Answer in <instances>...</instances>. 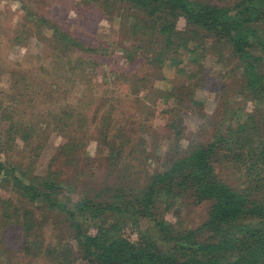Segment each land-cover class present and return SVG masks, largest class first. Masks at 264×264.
<instances>
[{
    "label": "trees",
    "instance_id": "1",
    "mask_svg": "<svg viewBox=\"0 0 264 264\" xmlns=\"http://www.w3.org/2000/svg\"><path fill=\"white\" fill-rule=\"evenodd\" d=\"M50 3L44 12L20 0L23 22L8 34L0 24V83L8 78L7 88L0 86V187L10 193L0 196V245L4 232H13L24 254L53 264L77 257L87 264H264V0H80L72 18ZM97 15L118 19L119 32L132 38L119 42L126 66L115 64L104 76L107 85L125 84L119 95L93 92L113 43L98 39ZM25 34L45 39L38 40L42 52L11 62L7 51L23 45ZM190 43L193 62L198 47L202 55L215 48L216 63L234 65L212 81L217 106L207 116L209 137L175 146L166 168L150 169L156 151L145 138L148 121L183 101L174 85L155 81L166 79L164 67L185 72L191 60L178 55ZM141 64L153 70L138 75ZM196 72L184 82L192 113L202 109L193 95L207 79ZM52 134L62 141L45 173L33 176L28 166ZM90 140L99 156L86 153ZM201 203L206 214L194 227L166 217ZM48 225L54 235L44 243Z\"/></svg>",
    "mask_w": 264,
    "mask_h": 264
},
{
    "label": "rangeland",
    "instance_id": "2",
    "mask_svg": "<svg viewBox=\"0 0 264 264\" xmlns=\"http://www.w3.org/2000/svg\"><path fill=\"white\" fill-rule=\"evenodd\" d=\"M40 0H24L28 9H32L34 11H49L47 5L50 3L51 8L58 11V7L65 8L67 11V17H74L75 13L73 11L72 4L79 2L80 0H44L47 4L38 3ZM225 4H232L234 0H219ZM71 7V8H70ZM25 10V9H24ZM24 10L20 7V0H0V24L4 28L5 33H11V31L15 28V25H18L20 22H23L24 18ZM97 23H96V31L97 37L99 40L107 41V43H112L111 47H109V56L106 57V60L110 59L109 66H102L97 72L96 75L93 76L94 82V94L96 97H99L103 91L108 90L107 96H112L114 94H118L117 92L125 91V84H106L104 76H108L111 70H114L115 64L117 67L126 66L127 61L121 55V46H119V42L124 45L131 44L132 38L128 35L119 32L118 27V19H108V18H99L97 15ZM184 26V21L180 19L178 21L177 27L182 29ZM40 38V37H39ZM38 40L37 36L32 34H25V43L23 45H15L12 46L7 51V58L11 62H19L26 53L31 55H38L42 52V45ZM203 42L204 40H199ZM206 41V40H205ZM211 42V40H210ZM213 43V42H212ZM193 43H190L188 49L181 50L178 56L183 62L190 61V65L185 67V72L178 70V67H164V75L166 79L156 80L155 87L168 89L171 85H174L179 93L182 94L183 101L180 105H170L164 108V113L160 112V110H156L154 115L149 119L148 124L150 125V130L152 134L147 135L145 138L147 143L149 142L150 148H155V154L152 158L149 159V168L150 169H163L168 166V163L174 159V148L175 146H179L180 150H183L190 144H194L196 142H204L212 132V128L207 126V116H210L216 106L217 103L215 101L216 92L211 89L212 81L214 82L216 78L220 77L222 72L225 71L227 74L229 67L234 65V61L227 62L228 68L224 66L221 67V64L216 63V57L213 54L215 48L208 49V53L202 55L204 50L201 47H198V57L200 59L196 62H193L195 58V54L192 51L195 49L193 47ZM209 45H207L208 47ZM207 47H204L206 49ZM200 54V55H199ZM226 55V52H225ZM122 57V58H121ZM227 57V56H225ZM120 58L118 63H116V59ZM200 70V74L206 76V80L202 85L199 83L198 87L194 90V98L200 100L202 102V109L198 111V113L190 112V107L188 103V99L186 96L187 86L184 85L185 79L187 78V74L193 71V75ZM195 70H193V69ZM151 69L148 65H139L135 68V71L138 75H142L146 72H150ZM198 74V73H197ZM229 78V77H228ZM7 76L3 74L2 81L0 86L3 88H7ZM230 79V78H229ZM234 77L232 75L231 80ZM112 81V80H111ZM232 82V81H231ZM124 85V86H123ZM187 87V88H186ZM112 90H115L112 92ZM119 95V94H118ZM123 96V95H121ZM237 98H239L237 96ZM69 101L76 102L77 95L72 93L69 95ZM250 106H247L249 108ZM174 126H169L170 124ZM178 131V133H177ZM62 141V138L58 135L52 134L41 155L37 158V160L33 163L32 167L28 166L30 169V174L33 176H42L45 173L47 163L49 159L52 157L56 146ZM17 146L14 149L18 150V148L22 145L21 142L16 140ZM17 147V148H16ZM86 153L89 156H99V148L96 141L90 140L86 144ZM104 153V150H102ZM1 154V153H0ZM2 155V154H1ZM27 169V168H26ZM227 174L228 172H223ZM10 196L9 191L0 187V196L7 197ZM206 203H201L198 205H183L180 207H176L170 209L166 213L167 219L175 222L177 220V216L183 222V225L188 227H194L198 225L204 218L206 214ZM53 227L51 225L45 226L42 237L44 238V243L48 242L49 239H53L54 232L51 230ZM61 229V228H60ZM63 230V229H61ZM55 233H60L56 231ZM130 238H134L135 235L132 234L129 230L126 232ZM61 238L67 239L69 236L67 232L63 230L60 233ZM4 242L0 245V264H53L49 262L48 259L43 257H32L24 254L22 250H20V246L24 245V240L22 237L16 236L13 232H4L2 236ZM71 264H87L86 261L80 259L79 257L75 258V261Z\"/></svg>",
    "mask_w": 264,
    "mask_h": 264
}]
</instances>
